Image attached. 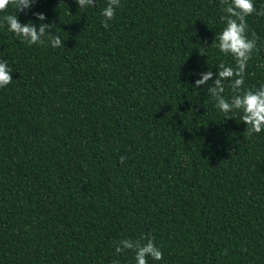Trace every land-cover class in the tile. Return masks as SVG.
<instances>
[{
	"label": "trees",
	"instance_id": "obj_1",
	"mask_svg": "<svg viewBox=\"0 0 264 264\" xmlns=\"http://www.w3.org/2000/svg\"><path fill=\"white\" fill-rule=\"evenodd\" d=\"M106 3L36 0L17 13L52 24L63 47L0 28L13 70L0 88V264H135L115 246L145 235L163 252L148 264H264V130L249 139L241 112L225 120L214 107L211 80L193 86L235 67L212 46L220 0H121L105 29ZM247 24L261 51L243 87L256 89L264 17Z\"/></svg>",
	"mask_w": 264,
	"mask_h": 264
},
{
	"label": "clouds",
	"instance_id": "obj_2",
	"mask_svg": "<svg viewBox=\"0 0 264 264\" xmlns=\"http://www.w3.org/2000/svg\"><path fill=\"white\" fill-rule=\"evenodd\" d=\"M79 9L83 10L95 6V0H75ZM36 0H0V13H6L9 6L14 8L13 14L4 15L0 20V28L7 27L22 43L28 46L43 44L45 38L50 41L53 48L63 47L64 43L58 35L50 34L52 24L40 23L39 28L31 22L21 24L17 13L27 14ZM222 10L226 14L221 17L225 22V27L219 34L215 35L213 47L219 50L224 56H232L235 67L226 66L221 62L218 71L213 76L212 71L200 73V78L195 80L194 87L207 85L209 80L211 86L207 87L208 94L214 99L216 107L224 114V119H232V114L241 112V121L246 125V132L249 139L254 134L261 133L264 130V84L256 89L244 88L245 72L248 62L252 59L254 53L261 51L258 47L259 37L255 32L248 36L247 17L257 15L264 17V8L259 10L253 3V0H220ZM121 7V0H107L106 6L100 13L102 26L107 29L109 21L115 18L116 10ZM38 21H43V13H33ZM206 47L200 48V54L205 56ZM7 60H0V88H5L12 82L11 72ZM225 81H228V87L233 95L230 99L224 96ZM126 158L120 157V163H124ZM126 251L135 253V264H148L149 258L154 261L163 259L162 250L155 244L154 238L147 235L138 239H122L115 246V254L119 255ZM118 264V262H114Z\"/></svg>",
	"mask_w": 264,
	"mask_h": 264
}]
</instances>
